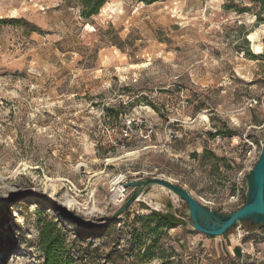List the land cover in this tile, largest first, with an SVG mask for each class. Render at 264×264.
<instances>
[{"label":"rangeland","instance_id":"1","mask_svg":"<svg viewBox=\"0 0 264 264\" xmlns=\"http://www.w3.org/2000/svg\"><path fill=\"white\" fill-rule=\"evenodd\" d=\"M81 9L0 0V264H42L45 219L75 264H264V223L212 237L159 185L121 213L136 188L112 198L116 181L163 177L220 213L243 204L264 139V0ZM122 116L142 129L112 149L96 132Z\"/></svg>","mask_w":264,"mask_h":264},{"label":"water","instance_id":"2","mask_svg":"<svg viewBox=\"0 0 264 264\" xmlns=\"http://www.w3.org/2000/svg\"><path fill=\"white\" fill-rule=\"evenodd\" d=\"M244 180V203L237 210L223 214L201 204L184 187L167 178L130 179L123 183V187L136 189L119 210V213L129 207L145 187L161 185L187 204L184 212L185 217L189 219L195 230L205 235L220 236L244 221L261 225L264 223V139L261 141L259 156L245 174Z\"/></svg>","mask_w":264,"mask_h":264},{"label":"trees","instance_id":"3","mask_svg":"<svg viewBox=\"0 0 264 264\" xmlns=\"http://www.w3.org/2000/svg\"><path fill=\"white\" fill-rule=\"evenodd\" d=\"M102 3L103 0H82L81 14L83 17L91 16L96 13ZM151 216L159 219L158 224L160 226L168 228L179 225L181 220L173 213L163 214L152 211ZM75 219L77 220V217H75ZM229 230L224 234L228 233ZM65 239L66 238L61 229L53 220L45 219L41 223L39 233V249L44 256L42 264H75L68 254ZM234 250L235 252H239L238 248H235Z\"/></svg>","mask_w":264,"mask_h":264},{"label":"built area","instance_id":"4","mask_svg":"<svg viewBox=\"0 0 264 264\" xmlns=\"http://www.w3.org/2000/svg\"><path fill=\"white\" fill-rule=\"evenodd\" d=\"M107 118L109 119V117ZM108 119H104L99 126L96 137L102 144L112 149H125L128 146V142L135 137V132L142 129L140 126L141 120L138 118L122 116L117 119H111L110 122ZM150 131L144 134L143 137L148 138Z\"/></svg>","mask_w":264,"mask_h":264},{"label":"bare ground","instance_id":"5","mask_svg":"<svg viewBox=\"0 0 264 264\" xmlns=\"http://www.w3.org/2000/svg\"><path fill=\"white\" fill-rule=\"evenodd\" d=\"M117 180V179H116ZM117 185V186H115ZM113 186V185H112ZM114 188H113V194H112V198L117 201V202H121V200L123 201L124 199V192L126 191V188L123 187V183L120 182H114ZM159 187L166 189L165 187L159 185ZM168 190V189H167ZM127 195V194H126ZM139 199V198H138ZM157 205V204H156Z\"/></svg>","mask_w":264,"mask_h":264}]
</instances>
